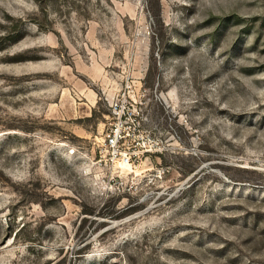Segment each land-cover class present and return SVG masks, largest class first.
<instances>
[{
	"label": "rangeland",
	"instance_id": "obj_1",
	"mask_svg": "<svg viewBox=\"0 0 264 264\" xmlns=\"http://www.w3.org/2000/svg\"><path fill=\"white\" fill-rule=\"evenodd\" d=\"M0 264H264V0H0Z\"/></svg>",
	"mask_w": 264,
	"mask_h": 264
},
{
	"label": "built area",
	"instance_id": "obj_2",
	"mask_svg": "<svg viewBox=\"0 0 264 264\" xmlns=\"http://www.w3.org/2000/svg\"><path fill=\"white\" fill-rule=\"evenodd\" d=\"M145 93L126 78L109 105V123L102 138L103 153L113 163L129 165L145 154L161 152L162 141L146 126Z\"/></svg>",
	"mask_w": 264,
	"mask_h": 264
}]
</instances>
